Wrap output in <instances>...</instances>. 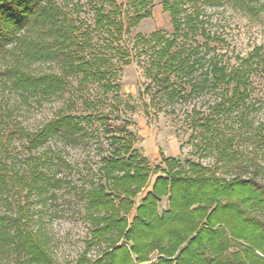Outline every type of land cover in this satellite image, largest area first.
I'll return each instance as SVG.
<instances>
[{
	"label": "trees",
	"instance_id": "obj_1",
	"mask_svg": "<svg viewBox=\"0 0 264 264\" xmlns=\"http://www.w3.org/2000/svg\"><path fill=\"white\" fill-rule=\"evenodd\" d=\"M229 1L252 11L247 6L250 0ZM87 2L93 25L82 29L55 0H0V54L12 57V63L0 72V84L23 103L61 96L68 77L73 76L78 78V89L97 83L105 92L118 90L112 81L116 73L112 59L124 66L138 60L144 75L168 98L184 95L185 85L187 96L232 87L228 96L212 106L216 118L195 123L225 175L217 174L216 168L208 170L188 160L181 165L171 158L163 159L165 169L151 171L133 149L130 132L108 136L111 153L100 161L97 183L91 181L82 194L90 237L75 264H145L153 253V264H264V165L254 156L243 158L233 146L234 139L215 128L221 114L246 102L248 77L260 61L262 47L228 67L209 53L208 43L217 38L206 30L201 9L211 1L162 0L172 36L160 30L149 36L136 34L127 50L121 43L123 36L151 17L154 0H126V9L116 0ZM94 33L101 38L95 48ZM196 37L203 43H197ZM54 61L60 63L59 73L28 69L30 64ZM86 118L90 121L95 116ZM15 134L24 137L32 151L54 138L76 146L88 131L78 117L59 110L33 136L17 127L7 139ZM33 168L24 176L0 160V194L19 183L28 200L64 183L39 172L36 164ZM152 174L156 177L150 190L136 203ZM162 197H167L168 205L159 213ZM27 200L19 214H0V257L8 252L21 264H54L31 226ZM94 249L98 251L95 258L87 257Z\"/></svg>",
	"mask_w": 264,
	"mask_h": 264
},
{
	"label": "rangeland",
	"instance_id": "obj_2",
	"mask_svg": "<svg viewBox=\"0 0 264 264\" xmlns=\"http://www.w3.org/2000/svg\"><path fill=\"white\" fill-rule=\"evenodd\" d=\"M161 1L154 0L151 17L123 36L121 43L127 50L129 40L136 34L149 36L160 30L172 36L169 16L162 11ZM210 1L201 9L206 30L210 36L217 38L208 43L210 54L232 67L239 63V59L251 54L255 47H262L260 61L248 77L246 102L240 109L221 114L216 119L215 128L234 139L233 146L243 158L254 156L264 165V0L248 1L247 6L252 11H248L244 4L229 0ZM55 2L63 8L68 19L74 20L82 29L92 27L93 11L87 0ZM116 2L127 8L126 0ZM196 41L203 43L201 37H196ZM100 43L101 38L94 33L92 45L95 48ZM11 63V56L0 54V72ZM112 64L116 70L112 81L118 90L109 92L97 83L78 89V78L73 76L68 77L69 85L61 96L30 99L28 103H23L16 94L0 84V116L3 122L0 124V160L24 176L36 164V169L45 176L64 181L61 185L48 188L42 197L34 194L28 200L25 198L26 190L19 183L9 185V189L0 194V214H19V207L27 200L31 226L41 236L54 264H75L90 237L82 194L90 187L91 181L97 183L100 161L111 153L108 146L110 134L130 132L134 137L133 149L146 159L151 171L156 167L165 169L163 159L171 158L181 165L188 160L200 163L208 170L216 168L217 174L225 175L224 169L215 163L212 151L206 147L205 133L195 123L200 118H216L212 106L228 96L232 85L192 96H187L189 88L185 85L184 95L175 94L168 98L144 75L142 63L138 60L133 59L124 66L112 59ZM28 69L33 73H59L60 63H34ZM59 110L78 117L88 131L78 145L69 146L63 140L54 138L31 151L27 149L24 137L15 134L7 139L10 131L17 127L33 136ZM89 114L95 119L89 121L86 118ZM155 177L151 175L149 184L137 196L136 203L150 190ZM167 205V197H162L157 205L158 212L166 210ZM97 254L94 249L87 257L93 259ZM155 258L156 253L151 254L145 264H153ZM0 264L21 263L7 252L0 257Z\"/></svg>",
	"mask_w": 264,
	"mask_h": 264
}]
</instances>
